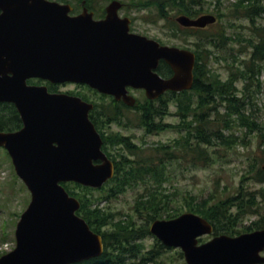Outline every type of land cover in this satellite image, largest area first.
Listing matches in <instances>:
<instances>
[{
    "label": "water",
    "instance_id": "95a60500",
    "mask_svg": "<svg viewBox=\"0 0 264 264\" xmlns=\"http://www.w3.org/2000/svg\"><path fill=\"white\" fill-rule=\"evenodd\" d=\"M121 5L112 0L105 17L94 19L86 7L70 15L72 6L55 0H0V101L14 103L23 122L16 131L0 130V146L31 193L16 225V246L0 264H69L103 250L101 235L76 214L80 203L61 184L99 187L113 176V162L88 117L93 104L28 84V78L86 83L128 105L136 101L128 86L144 88L153 99L193 85L195 53L131 32L130 18L118 15ZM176 20L205 27L216 17L183 14ZM160 59L173 70L169 78L156 71ZM149 229L166 246L180 247L188 264L264 263V228L198 244L213 227L184 212L156 219Z\"/></svg>",
    "mask_w": 264,
    "mask_h": 264
},
{
    "label": "trees",
    "instance_id": "16d2710c",
    "mask_svg": "<svg viewBox=\"0 0 264 264\" xmlns=\"http://www.w3.org/2000/svg\"><path fill=\"white\" fill-rule=\"evenodd\" d=\"M58 1L70 2L77 8L82 2V0ZM94 1L85 0V4L92 7ZM217 1L219 2V0ZM201 2L202 0H144L138 4L140 6L155 5L159 15L164 18L167 10L173 7L179 13L196 16L203 12L201 10L204 7ZM239 2H244V0ZM263 4L255 5L245 13V16L255 15L260 11L264 12ZM173 24L175 35L183 37L198 35L199 42L193 43L196 47L194 48L196 63L193 87L181 92H166L155 100L145 98L144 104L137 100L136 108L140 110L138 123L148 132L159 131L167 126H180V129L185 133L174 140L173 144L157 146L155 151L152 150V153L143 152V149L137 148L128 136L120 133L105 134L100 128L102 123L108 124L114 121L123 123L121 119L129 107L123 103L118 104L114 100L104 105L95 103L94 109L90 112V118L101 132L102 149L111 157L115 165L114 176L107 182L109 192L119 194L125 190L126 186L134 185L138 181L145 183L153 181L154 185L150 183L145 186L146 193L140 195L136 202V210L145 220V225H136L133 220L127 222L119 220L114 224V230L110 231L102 229V227L110 224V218H113L112 214L103 211L96 202L99 199L94 195L91 196L94 190L102 189L105 186L91 188L73 182L63 183L68 192L80 200V208L77 213L89 223L94 231L102 235L104 241V250L100 256L76 264H164L160 257L166 247L157 238L154 239L150 248L142 243L145 236L151 235L148 229V223L151 220L163 216L173 217L180 212L170 206L168 195L159 194L158 189L168 175L161 156H166L167 160H171L176 157L178 152H183L190 154L194 159L205 157V149L201 148V145H213L214 141L220 146L232 147L237 144L239 137L231 129L238 126L244 130L245 135L256 134L259 139L257 147L261 153L254 155L249 172L257 182H264V122L259 121L248 107L254 96V91L259 90L258 87L261 83L260 74L264 64V26L254 25L252 29L254 39L252 42L249 40L252 45L249 56L243 60L241 67H237L236 71L231 70L229 76L223 80L219 76L213 75L207 67V58L212 53L209 46L220 44L223 40V30L222 33L218 32L219 42L211 43L215 34L201 38L199 33L203 29L181 27L176 22ZM199 47L201 50H197ZM244 48H246L245 45L240 51ZM158 70L162 74L171 71L164 62L160 64ZM238 80L244 82L240 89L236 85ZM253 86H255L254 89H252ZM48 88L54 90L56 85L48 82ZM171 103L175 104L177 114L181 118L179 125L166 124L162 120L164 114H168ZM220 105L224 108L222 112L218 109ZM157 117L160 119L159 121H155ZM20 126L21 120L15 106L8 102H0V129L15 130ZM226 129L230 131L225 133ZM110 146L115 148L114 152H110ZM120 149L124 153H121ZM140 153H143L145 157ZM244 177L237 185L234 194L217 198L206 204L187 205L188 210L207 218L214 225L215 233L236 234L264 228V213L262 212L264 206L261 207L262 211L258 209L259 202L256 200V192L245 189L242 185ZM257 192L258 196L264 200V188ZM246 213H254L257 217L244 225L242 230H236L239 216ZM179 254L183 255L181 251Z\"/></svg>",
    "mask_w": 264,
    "mask_h": 264
},
{
    "label": "rangeland",
    "instance_id": "374dc122",
    "mask_svg": "<svg viewBox=\"0 0 264 264\" xmlns=\"http://www.w3.org/2000/svg\"><path fill=\"white\" fill-rule=\"evenodd\" d=\"M109 1L95 0L92 7L101 11ZM121 1L125 3V8L121 12L132 18L131 29L133 31L155 38L165 44L196 48L193 43L199 42L198 35L183 37L174 34L173 28L175 26L173 23L176 22L175 17L179 13L175 7L169 8L163 18L159 15L155 5L140 6L138 4L144 0ZM201 3L204 7L201 11L212 12L217 16V21L204 28L199 33L201 34L200 37L205 38L210 34H215L211 43L213 41L218 43L220 39L218 32L222 30L224 32L223 40L218 46H209L212 53L207 58L209 71L224 80L229 76L231 70L236 71L237 67H241L243 60L249 56L252 49L251 42L254 39L252 29L254 25L264 26V12L260 11L251 16H245V13L255 5L264 3V0L260 2L259 0H245L244 2L238 0H219V2L217 0H202ZM243 45L246 48L240 51ZM197 50H201V47ZM203 53L206 54V52ZM260 82L259 90L254 91V96L248 107L259 121L264 122V64L260 74ZM243 84V80L236 82L239 89ZM254 88L255 86L252 87V89ZM57 89L63 92L85 94L100 105L108 104L112 100L111 97L106 96L108 98H104L105 96L86 87H79L76 83L57 84ZM130 93L141 104H144L146 98L144 90L134 89ZM218 109L221 112L224 110L222 105ZM138 116H140L138 108H128L121 119L123 123H117L116 121L110 124L103 123L101 129L105 134L120 133L128 136L137 148L148 153H152V150L155 151L157 146L173 144L174 140L185 133L180 129V126H167L159 131L148 132L143 126L139 125ZM180 119L175 104H169V112L164 114L163 122L170 125H179ZM159 120L158 117L155 118V121ZM229 131L226 129L225 133ZM231 131L239 137L237 144L232 147L220 146L216 141L213 145L202 144L201 148L204 147L205 149V157L194 159L190 154L183 152H178L176 157L171 160H167L166 156H161L168 175L158 191L159 194L168 195L171 207L185 212L188 210L187 205L206 204L217 198L234 194L237 185L241 183L242 177L245 176L242 185L245 189L256 192V200L259 202L258 209L262 211L261 207L264 206V200L258 196L257 191L264 188V182H257L249 172L254 155L261 153L257 147L259 139L256 134L245 135L244 130L238 126H235ZM109 149L110 152L115 151L113 146H110ZM119 151L124 153L122 149ZM140 155L145 157L143 153H140ZM150 183L154 185L153 181L147 183L138 181L134 185L126 186L125 190L119 194H111L109 185L94 190L91 196L94 195L99 199V201H96L99 207L113 216V218H110V224L102 227V229L113 231L114 224L119 220L125 222L133 220L136 225H145V220L141 218L140 213L136 210V202L140 195L146 193L145 186ZM29 199L30 192L16 175L9 155L4 148H0V255L3 251L10 250L15 246V225L21 212L26 208ZM262 212L264 213V211ZM256 217L254 213L239 216L235 229L242 230L245 227L244 225L250 223ZM163 218L166 217L163 216ZM211 235H204L202 240L209 239ZM155 238V236L149 234L143 238L142 243L150 248ZM179 251V248H167L162 253L160 260L164 264H187Z\"/></svg>",
    "mask_w": 264,
    "mask_h": 264
}]
</instances>
